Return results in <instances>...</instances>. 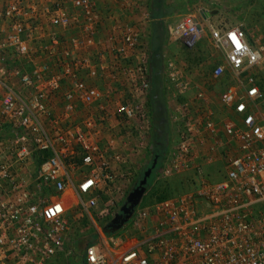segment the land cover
Masks as SVG:
<instances>
[{
    "label": "built area",
    "instance_id": "1",
    "mask_svg": "<svg viewBox=\"0 0 264 264\" xmlns=\"http://www.w3.org/2000/svg\"><path fill=\"white\" fill-rule=\"evenodd\" d=\"M227 1L183 0L166 27L188 51L206 28L219 55L195 73L162 55L170 149L155 176L193 174L194 189L107 233L132 141L152 130L150 0H0V264L72 255L82 220L96 236L83 264H264V36L212 23Z\"/></svg>",
    "mask_w": 264,
    "mask_h": 264
},
{
    "label": "rangeland",
    "instance_id": "2",
    "mask_svg": "<svg viewBox=\"0 0 264 264\" xmlns=\"http://www.w3.org/2000/svg\"><path fill=\"white\" fill-rule=\"evenodd\" d=\"M151 2V0H150ZM166 5L175 8L172 15L164 19L165 27L177 19L180 15L186 13L183 0H166ZM178 7V8H177ZM211 22L217 26H241L247 31H258L264 36V7L254 0H228L225 8L221 11L211 12ZM199 22L200 18L196 15ZM206 24H204V27ZM205 29V36L202 37L200 43L194 51L180 48V51H174L171 43H179L178 41H168V34L166 31V39L162 48V55L165 53L168 56L175 57L181 64L187 66L191 73L208 71L216 62L217 52L213 51L207 43V32ZM149 34V28H148ZM150 48V45H148ZM165 47V50H164ZM214 57H213V56ZM219 57V56H218ZM165 77L163 75V84ZM222 91V87H214L209 91V95L217 102L218 96ZM194 96V91H191L184 99L190 100ZM148 110V107H147ZM217 113L222 114L219 104L216 103ZM149 112V111H148ZM152 131V130H151ZM151 131L146 137L140 140H133L132 143L138 145V152L136 155L130 156V160L135 166V180L134 182L125 185L117 195L111 197L114 203V211L119 212V209L125 202L127 194L134 188L135 182L144 171L150 167V149H151ZM129 148V147H128ZM170 149V141L168 139L167 150ZM166 155V154H165ZM160 167V166H159ZM158 167V168H159ZM210 180L219 181L222 178L219 168H213L206 171ZM156 175V174H155ZM142 179V178H141ZM196 178L193 174H186L182 176H175L165 180H156V176L152 182L151 187L146 188L145 195L140 205H148L158 201L167 199L185 192L192 191L195 187ZM124 193L126 195L124 196ZM139 205V206H140ZM110 218H106L101 224L107 225ZM128 225V222L126 223ZM70 244H72L73 253L69 256H57L48 264H83V250L86 245L93 243L96 240L94 230L88 222L82 220L81 223L74 226L72 233L69 235Z\"/></svg>",
    "mask_w": 264,
    "mask_h": 264
},
{
    "label": "trees",
    "instance_id": "3",
    "mask_svg": "<svg viewBox=\"0 0 264 264\" xmlns=\"http://www.w3.org/2000/svg\"><path fill=\"white\" fill-rule=\"evenodd\" d=\"M254 1L264 7V0ZM175 8L173 9V7L167 6L166 0H151L149 5V11L151 15V22L148 27L150 45L149 73L151 90L147 107L152 123L149 164H152L154 158H157V163L155 169L153 170L150 178L147 181V189L151 187L156 171L164 159L169 139L168 117L163 93L162 48L166 39V27L164 24V19L172 15ZM212 169L213 168H209V170ZM142 176L143 174L139 176L138 180L134 184V187L141 180ZM164 199L165 198H163V200Z\"/></svg>",
    "mask_w": 264,
    "mask_h": 264
},
{
    "label": "water",
    "instance_id": "4",
    "mask_svg": "<svg viewBox=\"0 0 264 264\" xmlns=\"http://www.w3.org/2000/svg\"><path fill=\"white\" fill-rule=\"evenodd\" d=\"M157 158H154L151 166L147 168L142 176V179L137 185L127 194L124 204L119 209L109 223L104 227L107 233H115L119 231L124 224L131 218L135 208L141 203L146 192L147 181L150 178L153 170L156 167Z\"/></svg>",
    "mask_w": 264,
    "mask_h": 264
},
{
    "label": "crops",
    "instance_id": "5",
    "mask_svg": "<svg viewBox=\"0 0 264 264\" xmlns=\"http://www.w3.org/2000/svg\"><path fill=\"white\" fill-rule=\"evenodd\" d=\"M171 46L173 45V50L174 51H180V48H182L183 46L180 44V43H171L170 44ZM182 46V47H181ZM184 48V47H183ZM217 56H219L218 55V53H217ZM215 62H217V59H215Z\"/></svg>",
    "mask_w": 264,
    "mask_h": 264
}]
</instances>
